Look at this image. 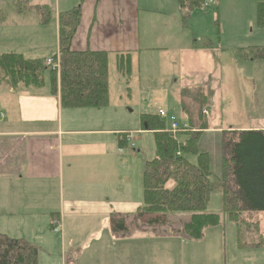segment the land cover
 <instances>
[{
	"label": "crops",
	"instance_id": "0c3cea01",
	"mask_svg": "<svg viewBox=\"0 0 264 264\" xmlns=\"http://www.w3.org/2000/svg\"><path fill=\"white\" fill-rule=\"evenodd\" d=\"M239 1L241 4L247 1L245 7L249 10L247 20L240 25L247 28L255 21L256 38L264 41V28L258 25V0ZM237 3V0H203L197 6L194 0H61V5L71 7L66 11L80 10L70 50L107 54L108 101L102 108H63L58 96L52 94L45 83L43 89L33 91L11 87L0 79V85L4 83L6 87L0 89V228L15 227L19 235L6 236L37 247L36 240L30 242L22 234L35 235L43 225L44 233L50 232L54 245L51 251L55 252L57 234L60 233L62 245L58 257L61 264H226V259H222V237L213 234L209 237L213 243L206 241L208 233L214 232L210 228L204 230L200 240H191L183 233V224L189 221V216L181 220L175 233L159 232L162 222L158 219L138 217L140 201L125 196V188H120L127 185L128 195L138 194L133 188L137 160L135 154L124 147L133 149V133L150 132L143 130L142 124L140 129L125 125L123 128L125 117L111 109V98L115 84L120 92L130 91L127 86L134 74V64L140 58L148 61L156 55L170 57L175 52L184 87L205 84L206 76L210 74L219 78L222 68L217 60L218 66L214 63L217 56L211 52L212 46H198L199 38L193 39L187 19L192 18L197 9L207 7L214 8L219 19L222 10L232 5L236 8ZM54 5L48 26L26 27L30 41L21 39L24 35L20 33L7 34L12 38L4 39L2 47L13 50H1L0 55L17 54L35 60L38 57L30 59L25 55H38L49 32L55 35L57 54V17L60 12H66L63 10L66 8H61L58 0ZM5 15L6 10L0 25ZM180 27L182 36L186 31L192 38V42L185 40L183 46L175 44L178 40L174 43ZM25 42L34 46L28 48ZM255 45L252 50L264 49V42ZM239 49L241 57L244 49ZM216 51L220 56L230 57L227 66L238 69L236 56L229 54L233 49L221 45L220 39ZM127 54L130 56V73L122 76L118 59ZM249 54L254 64L264 61L254 59L251 52ZM111 57L118 72V76L112 78L109 72ZM120 99L118 97L119 102ZM157 111L149 115H156ZM183 114L188 117V126L197 132L201 126L193 128L191 121L195 120L187 110H183ZM203 117L199 115L198 120L202 121ZM120 120L122 128H116ZM246 130L250 129L240 131ZM117 218L124 221V231L115 230L113 224ZM242 218H252V213L244 214ZM53 222H57L56 228ZM244 226L249 229V223ZM66 245L67 251H64ZM260 247L259 244H238L240 251Z\"/></svg>",
	"mask_w": 264,
	"mask_h": 264
},
{
	"label": "rangeland",
	"instance_id": "374dc122",
	"mask_svg": "<svg viewBox=\"0 0 264 264\" xmlns=\"http://www.w3.org/2000/svg\"><path fill=\"white\" fill-rule=\"evenodd\" d=\"M58 2H60L61 8H66L63 9L64 11L71 8L68 5H61V0H58ZM237 2L238 6L236 8L235 5H232L227 7L225 11L222 10L220 15H218L219 19H217V14H215L216 10L212 7L199 8L194 11L195 14L192 18L187 19L190 23L189 28L193 30V39L199 38L197 42L198 46H212L213 50L211 49V52L214 56H217L213 59L215 60L214 63L218 66L217 60L222 68L219 72V78L210 74V76H206L207 81L205 84H199L196 87H184V80L179 71V62L175 56V52L174 54L171 53L170 57L161 55L159 57L157 55L149 57L148 61L140 58V61L134 64V74L130 85L127 86L130 88V91L120 92L118 91V86L115 84L113 97L111 98V109H114L117 114L124 115L125 124L123 123V128H125V125L131 129H140L142 115L154 114L157 110H161L166 114L164 121L167 130L169 128L170 117H174L178 122L180 121L181 125L185 124L187 131L188 128L191 129V126H188V117L183 114V110H187L188 115L192 116L195 120L191 121L193 128H199V126L206 128L198 135L196 144L198 154L206 155L210 171V195L206 211L219 215L221 219L217 227L210 228L214 232L208 233L206 241L213 243L212 240H209V237L213 234L222 237V248L224 250L222 259H226V264H264V212L252 213V218H242L244 224L249 223V229H242L240 235H238L236 225L228 220L224 211L222 183L220 181L223 174L222 137L224 135L222 136V132L225 130L240 131L243 128L250 130H262L264 128V61L254 64L251 62L252 57L249 54L251 52L253 55L251 48L257 46L255 45L256 43L262 44L264 41L256 38V34L254 33L256 30L255 21H253V25L248 24L247 28L244 25H240V22L244 23L247 20L249 10L245 7L247 1H244L242 4L239 3V0ZM54 4L55 0H0L1 12H4V9H6L4 22L0 25V52H3L1 50H5V52L13 50L12 48L2 47L4 39L10 40L12 38V36L7 34L14 33L16 35L20 33L24 35V37H20L21 39L28 38L30 41L27 28L48 26L51 21L44 25L41 24V16L36 7L47 6L54 12ZM14 8H19L20 11L16 13L13 11ZM52 19L54 21V18ZM250 20L254 19L251 18ZM240 27L242 28L239 29ZM183 34L182 36L180 27L178 35H176L174 40V43L178 40L175 43L176 45H185V40L192 42L190 32L187 33L185 31ZM33 36L38 37L37 34ZM46 39L47 42L38 50V55L30 56L26 54L25 58H52L56 54L55 35L49 32L46 35ZM219 39L221 45L233 49V52L229 54L236 56L238 69H233L232 65L227 66L230 57L220 56L216 51ZM24 45H27L28 48L34 46L33 43L28 44L27 42ZM239 48L244 49L241 57L239 56L241 53ZM45 71L49 72L47 69ZM109 72L110 78L118 76L116 62L112 57L110 58ZM1 77L2 75L0 74V79ZM55 77L56 92L59 98L60 73L55 75ZM44 83L46 87L49 85L48 76L44 78ZM53 86L51 87L52 92H54ZM5 88L4 83H2L0 89L4 90ZM118 97L121 98L120 102L118 101ZM203 114H206L205 118ZM199 115L204 118L202 121L198 120ZM121 126V120L117 121L116 128H122ZM186 135V133L184 135L180 134L177 136V140L184 143L188 138ZM132 136L131 148L133 149L124 147V150L135 154V159L137 160L135 166L136 185H133V188L137 190L138 194L137 196L135 194L128 195L130 189L127 185H123L120 188H125V196L140 201L142 205V176L146 162L150 161L155 155L154 137L150 133L143 135L133 133ZM190 159L193 162L196 160L194 157H190ZM114 190L118 192L115 187ZM64 196H68L67 192H65ZM145 217L159 219L160 216ZM187 217L188 215L186 214L164 216V218L160 219V221L164 220V223L159 225V228L162 227L159 232L168 231L175 233L176 231L174 230L179 228L181 220ZM44 228L41 225L38 233L35 235L33 233L22 235L28 238L30 242L36 240L38 248H35L38 251V264H61V259L58 257L61 254V235L60 233L57 234L59 239L56 244V250L52 252L51 250L54 249V245L51 244L50 232L47 230L44 233ZM0 230L1 235L12 234L19 236L17 235L16 228L12 226L8 230L6 228H0ZM238 244L241 246L245 244H259L261 247L253 250H245V247H241L245 249L240 251ZM64 251H67V245ZM87 253L91 254V251ZM55 255L56 257H54Z\"/></svg>",
	"mask_w": 264,
	"mask_h": 264
},
{
	"label": "trees",
	"instance_id": "16d2710c",
	"mask_svg": "<svg viewBox=\"0 0 264 264\" xmlns=\"http://www.w3.org/2000/svg\"><path fill=\"white\" fill-rule=\"evenodd\" d=\"M11 1V0H10ZM203 0H194L197 6ZM182 2V0H180ZM42 24H47L51 11L47 6L36 7ZM6 10V9H5ZM13 11L18 13L19 8ZM4 12H0V22ZM258 25L264 28V0H258ZM80 20V10L60 12L57 17L58 58L60 66V106L69 109L102 108L107 105V54L104 52H72L70 42ZM254 59H264V49H253ZM45 59L28 60L17 54L0 55L1 81L11 87L38 91L48 76L50 88L56 92V77L46 72ZM118 70L122 76L130 73V56H120ZM143 130L154 137L155 155L145 164L142 176L143 204L138 217L183 215L189 221L183 233L191 240H200L204 230L217 227L220 216L206 211L210 195V171L205 154H198L197 139L205 127L193 132L190 128L175 135L167 132L165 121L157 115H142ZM187 134L182 143L180 134ZM222 197L229 221L245 229L244 214L264 212V130L222 132ZM125 145L127 142L124 140ZM122 146V147H124ZM194 157L196 160L193 162ZM162 224L164 220H161ZM116 231H124L122 219H114ZM35 246L22 239L0 234V264H38Z\"/></svg>",
	"mask_w": 264,
	"mask_h": 264
},
{
	"label": "built area",
	"instance_id": "2783aa9c",
	"mask_svg": "<svg viewBox=\"0 0 264 264\" xmlns=\"http://www.w3.org/2000/svg\"><path fill=\"white\" fill-rule=\"evenodd\" d=\"M208 2H210V1H208ZM43 64H44L45 69H47L49 72L53 73L54 75L59 74L60 66H59V61H58L57 56L45 59ZM157 116H159V118L162 120L166 119V114L161 110L157 111ZM185 131H187V128L185 127V125L179 124L174 117L169 118V128H168L167 132L175 135L176 133H181V132H185ZM131 147H132V145H131ZM56 224H57V222H53V225L55 226V228H56Z\"/></svg>",
	"mask_w": 264,
	"mask_h": 264
}]
</instances>
